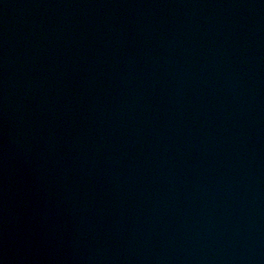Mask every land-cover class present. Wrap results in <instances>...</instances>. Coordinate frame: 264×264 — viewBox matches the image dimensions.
I'll return each instance as SVG.
<instances>
[{"label":"water","instance_id":"95a60500","mask_svg":"<svg viewBox=\"0 0 264 264\" xmlns=\"http://www.w3.org/2000/svg\"><path fill=\"white\" fill-rule=\"evenodd\" d=\"M0 264H264V0H0Z\"/></svg>","mask_w":264,"mask_h":264}]
</instances>
